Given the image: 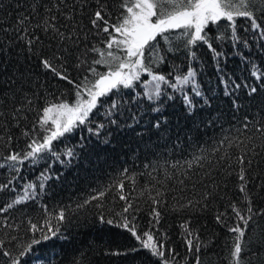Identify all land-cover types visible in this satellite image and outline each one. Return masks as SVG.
<instances>
[{
    "label": "trees",
    "instance_id": "1",
    "mask_svg": "<svg viewBox=\"0 0 264 264\" xmlns=\"http://www.w3.org/2000/svg\"><path fill=\"white\" fill-rule=\"evenodd\" d=\"M36 2L38 12L29 7L33 0H0L3 5L0 8V42L16 37V33L5 32L4 29L17 27L18 15L31 13L33 18L28 35L39 36L40 40H34L32 52L24 46L23 40L13 43V55L9 60L15 62L18 59V67L31 68L33 78L44 84L39 89L43 96L35 99L33 106L20 114L19 121L0 123V162L13 150L26 151L30 138L46 134L39 124L44 106L75 101L72 85L37 67L38 57L50 52L53 42L36 28V23L48 16H58V24L65 21L55 9L51 13L45 10L57 0ZM100 2L107 5L111 22L118 23L121 0ZM81 5L87 13L82 10L74 13L83 35H86L80 48L83 50L93 45L105 48L107 34L88 30V15L97 10L96 0H89L88 4L77 0V9ZM64 7L71 10L72 0H67ZM206 31L210 33L212 47L220 53L219 56L200 42L191 49L196 53L193 58L183 41H174L171 45L161 41L158 50L164 59L158 65L152 64L155 74H163L169 80L194 69L195 84L203 96L196 97L189 87L176 92L165 85L161 100L150 102L145 96L149 90L145 85L149 84L151 77L142 73L132 88H122L115 95L101 97L100 106L93 111L89 123L75 127L55 140V155L42 153L35 163L26 161L19 172L0 168V184L13 181L8 189L0 192V207L22 194L30 183L36 185L39 193L28 203L0 215V240L5 241V248L0 249V264H8L3 251L16 254L21 245L33 238L28 220L43 223L48 215L54 217L60 210L65 211L68 219L60 223L57 237L34 246L33 253L24 257L22 264H34L33 254L44 257L42 264H73L74 260L79 264H160L146 251L131 252L138 244L126 230L100 221L101 215L105 219L119 220L115 214L121 212L126 203L120 199L121 194L133 205L129 214L135 217L138 232L152 230L157 236H162L166 248L174 250L175 264H195V251L189 253L186 247V233L182 227L185 223L200 238L202 264H228L234 240V234L228 231V227L235 222L229 205L236 203L241 209L245 208L238 179L241 165L237 158L242 155L247 154L243 167L253 208L264 210V137L251 126L264 123V78L257 80L253 75L257 72L264 76V35L252 30L247 20H237L236 41L231 38V29L224 21L220 25H210ZM218 36L224 39H218ZM94 58L99 57L88 52L87 63L79 68L70 64L67 69L69 76L77 81L85 75L93 79L88 72L89 65L99 72L107 71L104 66L92 64ZM225 82L232 91L231 96L225 95ZM237 84L240 87L234 89ZM251 87H256L257 93L249 96ZM185 94L197 105L198 127L186 119ZM203 99H209L211 106L203 105ZM232 100L238 102L237 108H233ZM112 102L116 103L115 108H112ZM157 107L159 112L154 111ZM245 117L250 122L247 130L243 128ZM111 120L115 123H110ZM157 121L160 128L154 127ZM101 124L103 128L98 127ZM26 131L30 136L22 134ZM9 135L12 142L6 144ZM209 176L215 180L214 184L209 183ZM178 179H184L186 191L183 194L179 191ZM41 184L43 188H40ZM120 184H123L122 193ZM204 184L214 193L207 202L208 206L181 208L176 197L183 195L180 204L188 199L198 200L207 190ZM157 190L163 193L157 198L166 201L158 206L161 213L159 224L150 215L154 207L152 197L156 196ZM100 192L104 193L102 198L91 199L94 195L99 196ZM85 201L91 202L82 208L77 207ZM225 212L227 216L218 223L217 214ZM5 222L15 227L4 228ZM52 223L56 221L53 219ZM249 233L245 239L253 242L252 247L258 246L259 237L264 234V215L253 218ZM165 255L168 256L167 251ZM252 261L257 264L255 257Z\"/></svg>",
    "mask_w": 264,
    "mask_h": 264
},
{
    "label": "snow or ice",
    "instance_id": "2",
    "mask_svg": "<svg viewBox=\"0 0 264 264\" xmlns=\"http://www.w3.org/2000/svg\"><path fill=\"white\" fill-rule=\"evenodd\" d=\"M67 0H57V3L47 7L45 10L49 13L55 9L60 16L63 17L65 23L58 24V16L42 17L36 23V28L40 29L51 38L53 48L48 53H42L38 57V65L43 72L51 74L54 78L66 82L75 88V101L70 104L68 102H59L44 106L42 116L39 120L41 131L46 134L39 138H30L27 144V150L23 152L11 151L8 155L2 158L0 168H6L10 171L19 172L20 166L26 161L31 160L36 162L41 158L42 153H51L55 155L53 150V142L65 133L73 131L75 127L86 125L90 122V117L95 109L100 106V98L108 95H115L121 89H130L136 81H139L141 74H147L151 77L149 84L145 87L149 90L145 93L146 99L150 102L160 101L163 96V86H167L176 92H183L185 87H189L194 92L196 97L203 96L199 87L195 84L196 72L194 69H189L186 74L176 76L174 80H169L163 74H155L152 71V64H159L164 57L160 55L158 45L161 41L171 45L174 41H183L184 45L190 49V56L195 57L196 53L191 51L198 42L206 44L207 47L216 53H220L212 47V38L210 33L206 31L210 25H220L224 21L231 29V38L236 41L237 36V20H247L250 23L251 29L260 32L264 35V0H121L120 8L121 15L118 17V23H112L109 16L107 5L101 4L100 0H96L97 10L88 15L90 27L89 31L96 30L97 34L106 33L107 37L104 41L105 48H98L95 45L90 48L85 47L83 50L80 44L86 39L83 35V29L76 20L74 13L77 10H82L87 13V9L80 6L77 9V0H72L73 8L69 10L64 7ZM89 0H84V4H88ZM3 5L0 4V8ZM17 7L21 5L17 4ZM33 12H38V4L36 0L29 5ZM63 8V11H61ZM31 13L17 16V27L5 28V32H14L16 37L8 41L0 42V123L16 122L20 119V114L26 108L33 106L34 100L43 96L39 91L44 87L43 82L33 78L31 68L20 64L17 59L15 62L9 60L13 55V43L23 40L24 46L29 52H32L33 42L39 41L40 37L28 35V29L32 21ZM71 23H67V22ZM20 33L24 35L21 36ZM175 33L176 35H173ZM26 37V38H25ZM159 38V39H158ZM218 39H224L223 36H218ZM115 46V51L113 48ZM88 52H94L99 58H94L92 64L101 65L107 68L105 72H99L95 67L89 65L88 72L94 78L90 79L85 75L81 80L77 81L68 74V66L74 64L79 68L87 63L86 57ZM147 52V56H146ZM257 80L264 78L257 72H253ZM240 85H234V89H238ZM257 93L256 87H251L248 94L252 96ZM225 95L231 96L232 91L229 90L228 84L225 82ZM171 98V97H169ZM185 108L187 112L186 119H190L194 125H197L196 117L199 115L196 112L197 105L193 99L185 94ZM203 105L211 106L209 99L201 101ZM233 108L238 107V102L232 100ZM9 106H11L9 108ZM112 108L117 105L112 102ZM154 111L159 112L157 107ZM110 123H115L111 120ZM50 125V126H49ZM160 123L154 125L160 128ZM250 122L247 117L243 124V128L247 130ZM256 133L264 137V123L252 124ZM103 128L104 125L98 126ZM92 131L91 128L88 129ZM25 136H30L29 132L22 133ZM98 134V132H97ZM12 137L8 136L6 144H11ZM243 143V141H241ZM72 155L71 152L68 153ZM245 155L237 158L241 165L238 173V179L241 182L239 192L242 194L245 208L241 209L236 203L229 205L232 213L235 215V222L228 227V231L234 234V240L230 247L228 255V264H253L252 257L256 258L257 264H264V234L259 237V244L252 247V241L246 240V234H249V224L255 216L264 215V210L254 209L251 195L248 193V183L246 179ZM197 160L201 157H196ZM249 165L251 161H248ZM191 163H189V168ZM209 183H215V180L209 176ZM13 184L12 180L7 183L0 184V192L8 189ZM178 184L181 185L179 191L181 194L186 191L184 179H178ZM207 189L198 200L188 199L186 203L180 204L183 195L176 197L177 203L181 208H193L198 206L206 208L207 202L214 193L208 188L207 184L203 185ZM219 187V185H216ZM44 185L41 184L40 188ZM121 193L123 184H120ZM13 191L15 189L13 188ZM36 185L28 184L23 193L17 195L6 206L0 207V215L9 212L17 206L24 205L30 200L35 199L38 195ZM163 193L157 190L156 196L152 197L154 205L152 215L155 218L156 224H159L161 213L158 206L166 201L158 199ZM104 196L103 192L99 196H92V200L100 199ZM121 200H125V206L122 211L115 215L119 220L105 219L100 216V221L113 227H118L126 230L132 238L137 242L138 247H133L130 251H146L150 256L156 257L160 264H175L174 250L166 248L164 238L157 236L152 230L138 232L135 217L130 215V209L133 208L132 203L123 194L120 195ZM91 201H85L77 207L82 208L85 204ZM98 207L100 205H97ZM227 213H218L216 220L222 222V218L226 217ZM53 219L56 221L52 223ZM68 217L64 210H60L54 217L48 215L43 223L33 222L28 220L29 231L32 233L30 242L21 245L18 253L5 250L2 252L4 257L8 258V264H22L24 257L29 253H33L34 246H38L50 239L56 238L60 228L59 225L65 222ZM4 228H14V224L5 222ZM186 233L185 241L189 253L195 251V264H202L200 259L201 241L198 234L190 229L189 224L182 225ZM157 232L159 229L156 230ZM39 234V235H37ZM15 240L16 237H11ZM5 248V241L0 240V249ZM38 251V249H37ZM168 253L166 257L165 253ZM120 255L124 253H113ZM44 257L33 254L34 264H42ZM73 264H79L78 261H73Z\"/></svg>",
    "mask_w": 264,
    "mask_h": 264
}]
</instances>
